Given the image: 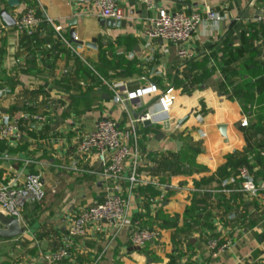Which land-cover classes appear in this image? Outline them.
Wrapping results in <instances>:
<instances>
[{
  "label": "crops",
  "instance_id": "crops-1",
  "mask_svg": "<svg viewBox=\"0 0 264 264\" xmlns=\"http://www.w3.org/2000/svg\"><path fill=\"white\" fill-rule=\"evenodd\" d=\"M17 1L10 6L0 0V12L7 10L16 20L31 7L43 22L29 35L0 17L8 26L0 39V118L26 112L48 120L25 121L22 140L0 139V182L42 173L46 198L24 210L21 235L0 238V264H43L46 253L63 245L68 229L63 215L101 201L106 193L98 156L79 155L77 136L94 130L104 117L129 128L130 118L146 110L159 113L160 120L139 124L136 137L128 138L139 152L143 180L133 189L131 211L135 219L161 228L160 240L135 248L126 230L111 239L110 229H90L74 239L71 256L60 264H264V188L257 196L239 191L242 179L231 165L246 148L242 118L247 116L248 126L257 122L259 106L254 103L250 114L244 113L232 86L257 90L264 78V25L258 19L264 0L254 7L250 0H156L154 10L138 0H116L126 16L124 28L102 25L94 7L71 0ZM158 9L212 10L227 17L201 22L185 44L192 57L184 60L177 44L145 34ZM48 18L63 26L69 44L56 36ZM71 28L83 42L97 38V49L78 48ZM105 82L122 93L150 83L159 91L135 98L126 111ZM170 86L175 102L163 113L159 95ZM68 118L75 122L70 130ZM158 133L164 135L156 139ZM263 135L260 130L255 141ZM26 158L36 162L25 168ZM250 174L257 185L264 183L262 165L255 164ZM119 184L127 194V182ZM162 215L178 216L176 224L164 225ZM209 238L230 246L214 255Z\"/></svg>",
  "mask_w": 264,
  "mask_h": 264
},
{
  "label": "built area",
  "instance_id": "built-area-1",
  "mask_svg": "<svg viewBox=\"0 0 264 264\" xmlns=\"http://www.w3.org/2000/svg\"><path fill=\"white\" fill-rule=\"evenodd\" d=\"M78 4L94 7L98 15L104 19L124 20L126 19L124 10L118 5L116 0H71ZM146 10L156 8V0H138ZM227 17L226 13H218L212 10L204 12L193 11H170L167 9H158L157 15L150 19L145 30L148 38L153 40L162 39L178 45V55L186 60L192 57V54L185 47L198 26L205 19L212 21H221ZM259 21L264 25V3L259 7ZM43 18L38 15L34 8L29 7L25 12L19 14L15 20V26L18 30L26 32L29 35L41 26ZM56 36L68 43L67 36L63 26L54 23L52 19H47ZM8 26L0 21V39L6 35ZM69 44V43H68ZM74 49V48H73ZM142 79H145L143 77ZM113 91V99L122 106L123 110L128 111L129 102L135 98L144 95L155 94L159 88L150 83L136 89L135 91L118 90L117 85L105 82ZM125 82L122 83L125 86ZM175 89L168 87L159 95L160 112L168 113L175 102ZM160 114L141 112L137 117H131L129 128L119 125L117 120L104 117L101 119L94 130L81 133L76 138V149L81 156H91L96 154L100 161L98 174L106 188L104 198L88 205L77 213H65L62 220L68 225L67 234L64 237L63 245L55 251L46 253L43 256V264H60L71 256V246L75 238H84L88 235L90 229L96 232H103L110 229L111 239H115L123 230L128 231L129 240L135 248L145 247L149 243L159 241L161 238V228L151 227L144 224L141 220L132 216V196L133 189L138 184H142L141 174L139 172V152L133 148L128 138L136 137L137 127L146 120L159 121ZM1 117V111H0ZM48 116L42 113L23 112L19 116L2 120L0 118V139L22 140L26 136V130L23 127L25 121L37 123H46ZM249 120L244 116L241 120V126H248ZM67 129H73L75 122L72 118L65 120ZM264 155V152L262 153ZM33 158L23 160L26 167L35 163ZM239 177L242 179L238 190L251 196H257L259 190L264 188V183L257 185L251 177L248 167L243 166L239 170ZM126 181L129 185L127 194L120 190L119 182ZM164 197V194L160 198ZM46 198V190L42 173L27 172L16 176L11 182H0V211L6 216L16 217L21 226L24 224L23 212L28 206L39 205ZM0 228L2 223L0 222ZM209 249L214 255L224 252L230 246L229 241L222 242L220 238H209L207 241Z\"/></svg>",
  "mask_w": 264,
  "mask_h": 264
},
{
  "label": "trees",
  "instance_id": "trees-1",
  "mask_svg": "<svg viewBox=\"0 0 264 264\" xmlns=\"http://www.w3.org/2000/svg\"><path fill=\"white\" fill-rule=\"evenodd\" d=\"M101 55L105 56V53L101 52ZM126 65L127 64H124L125 67ZM231 79L232 76L229 79L230 82ZM232 88H233L232 93L234 95H236L237 93L239 94L238 100L240 101L243 107L244 113L250 114L251 106L254 103L259 106V112L256 117L257 122L250 126H245L244 128V134L246 140L245 151L236 153L235 158L232 160V164H231L232 167H234L237 170V172H239L241 167L246 166L248 167L250 173H252V168L254 167L255 164L262 165L264 169V155L262 154L264 152V135L260 140L255 141L256 134L260 133V130L261 131L264 130V78L260 82L257 90L240 91V88L234 85L232 86ZM249 155L252 156L251 159H249ZM160 219L163 220L164 225L173 226L176 224L178 216H176L174 219V218H170L169 216L162 215Z\"/></svg>",
  "mask_w": 264,
  "mask_h": 264
},
{
  "label": "water",
  "instance_id": "water-1",
  "mask_svg": "<svg viewBox=\"0 0 264 264\" xmlns=\"http://www.w3.org/2000/svg\"><path fill=\"white\" fill-rule=\"evenodd\" d=\"M257 0H250L249 6L254 7ZM19 2L17 0H8V4L10 6L17 5ZM259 13V10H258ZM0 17L3 22H5L7 25H15V18H13L7 10H2L0 12ZM72 24V23H71ZM102 25L108 27V28H124L127 25L126 20H114V19H103ZM70 38L71 41L74 42L78 48H81L83 45L92 47L94 49H97V38H94L91 43L90 42H83L82 40L77 39L76 31L74 28H71L70 30ZM159 41H163L162 39H159ZM137 117V115H135ZM145 125H150L151 120H146L144 122ZM34 125V124H33ZM170 124L169 122H165L164 127L167 129L169 128ZM224 128V127H223ZM163 133H158L156 139H159V136H163ZM0 222L4 225L3 228H0V238L4 239H12L14 237H17L21 235L24 232V227L21 226L19 220L16 217L12 216H6L3 213H0Z\"/></svg>",
  "mask_w": 264,
  "mask_h": 264
},
{
  "label": "rangeland",
  "instance_id": "rangeland-1",
  "mask_svg": "<svg viewBox=\"0 0 264 264\" xmlns=\"http://www.w3.org/2000/svg\"><path fill=\"white\" fill-rule=\"evenodd\" d=\"M106 63H107V62H106ZM106 63H105V64H106ZM105 64H103L101 67H100V66L98 67V68L100 69L101 72H102V71L104 72V69H105V67L107 66V65H105Z\"/></svg>",
  "mask_w": 264,
  "mask_h": 264
}]
</instances>
